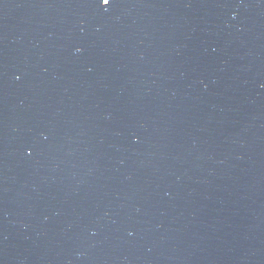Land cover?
I'll use <instances>...</instances> for the list:
<instances>
[{
	"label": "water",
	"instance_id": "95a60500",
	"mask_svg": "<svg viewBox=\"0 0 264 264\" xmlns=\"http://www.w3.org/2000/svg\"><path fill=\"white\" fill-rule=\"evenodd\" d=\"M0 264H264V0H0Z\"/></svg>",
	"mask_w": 264,
	"mask_h": 264
},
{
	"label": "snow or ice",
	"instance_id": "6c2138e0",
	"mask_svg": "<svg viewBox=\"0 0 264 264\" xmlns=\"http://www.w3.org/2000/svg\"><path fill=\"white\" fill-rule=\"evenodd\" d=\"M99 3L102 5V6H108L111 4V0H99Z\"/></svg>",
	"mask_w": 264,
	"mask_h": 264
}]
</instances>
